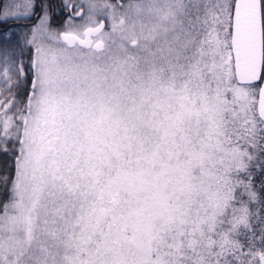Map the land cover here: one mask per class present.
<instances>
[{"label":"snow or ice","instance_id":"snow-or-ice-1","mask_svg":"<svg viewBox=\"0 0 264 264\" xmlns=\"http://www.w3.org/2000/svg\"><path fill=\"white\" fill-rule=\"evenodd\" d=\"M0 264H264V0H0Z\"/></svg>","mask_w":264,"mask_h":264},{"label":"flooded vegetation","instance_id":"flooded-vegetation-1","mask_svg":"<svg viewBox=\"0 0 264 264\" xmlns=\"http://www.w3.org/2000/svg\"><path fill=\"white\" fill-rule=\"evenodd\" d=\"M55 1V0H54ZM63 19V15L54 16V24H59L60 20Z\"/></svg>","mask_w":264,"mask_h":264},{"label":"trees","instance_id":"trees-1","mask_svg":"<svg viewBox=\"0 0 264 264\" xmlns=\"http://www.w3.org/2000/svg\"><path fill=\"white\" fill-rule=\"evenodd\" d=\"M54 2H55V3H59V0H55Z\"/></svg>","mask_w":264,"mask_h":264}]
</instances>
